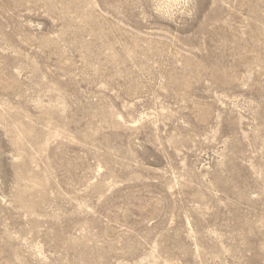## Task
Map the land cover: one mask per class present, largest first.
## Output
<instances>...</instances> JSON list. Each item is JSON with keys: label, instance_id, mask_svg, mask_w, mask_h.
Instances as JSON below:
<instances>
[{"label": "rangeland", "instance_id": "1", "mask_svg": "<svg viewBox=\"0 0 264 264\" xmlns=\"http://www.w3.org/2000/svg\"><path fill=\"white\" fill-rule=\"evenodd\" d=\"M0 264H264V0H0Z\"/></svg>", "mask_w": 264, "mask_h": 264}]
</instances>
